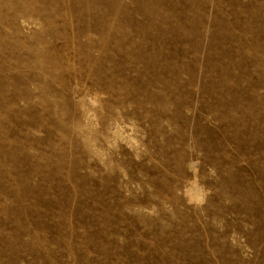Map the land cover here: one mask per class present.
<instances>
[{
	"label": "rangeland",
	"instance_id": "374dc122",
	"mask_svg": "<svg viewBox=\"0 0 264 264\" xmlns=\"http://www.w3.org/2000/svg\"><path fill=\"white\" fill-rule=\"evenodd\" d=\"M0 264H264V0H0Z\"/></svg>",
	"mask_w": 264,
	"mask_h": 264
}]
</instances>
